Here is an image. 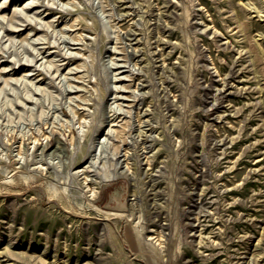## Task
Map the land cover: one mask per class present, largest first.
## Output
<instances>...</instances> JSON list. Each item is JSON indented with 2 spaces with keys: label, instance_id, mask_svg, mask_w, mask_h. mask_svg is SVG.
Here are the masks:
<instances>
[{
  "label": "rangeland",
  "instance_id": "rangeland-1",
  "mask_svg": "<svg viewBox=\"0 0 264 264\" xmlns=\"http://www.w3.org/2000/svg\"><path fill=\"white\" fill-rule=\"evenodd\" d=\"M3 1L0 264H264V0Z\"/></svg>",
  "mask_w": 264,
  "mask_h": 264
},
{
  "label": "bare ground",
  "instance_id": "bare-ground-1",
  "mask_svg": "<svg viewBox=\"0 0 264 264\" xmlns=\"http://www.w3.org/2000/svg\"><path fill=\"white\" fill-rule=\"evenodd\" d=\"M5 2L2 0V1H0V5H3ZM6 70V69H5Z\"/></svg>",
  "mask_w": 264,
  "mask_h": 264
}]
</instances>
